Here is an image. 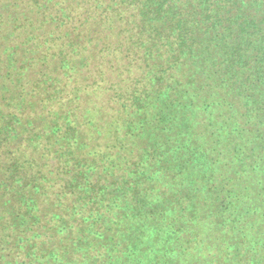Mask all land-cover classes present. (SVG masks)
Listing matches in <instances>:
<instances>
[{"label": "trees", "instance_id": "1", "mask_svg": "<svg viewBox=\"0 0 264 264\" xmlns=\"http://www.w3.org/2000/svg\"><path fill=\"white\" fill-rule=\"evenodd\" d=\"M0 264H264V0H0Z\"/></svg>", "mask_w": 264, "mask_h": 264}]
</instances>
